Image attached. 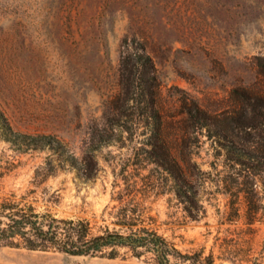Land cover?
Masks as SVG:
<instances>
[{"label":"rangeland","instance_id":"rangeland-1","mask_svg":"<svg viewBox=\"0 0 264 264\" xmlns=\"http://www.w3.org/2000/svg\"><path fill=\"white\" fill-rule=\"evenodd\" d=\"M133 35L157 68L162 135L183 181L151 161L152 128L133 117L123 140L95 152L90 181L60 166L48 147L7 140L0 124L2 189H36L39 210L101 224L104 208L117 203L111 197L133 185L147 191L158 231L181 251L264 264V122L241 129L249 114L237 93L264 92V0H0V109L16 132L50 134L78 157L89 154L96 128L118 132L107 127L105 109L119 91L121 44ZM191 107L211 114V124L191 117ZM250 201L262 207L253 224ZM227 243L237 250L226 251ZM119 254L0 247V264H155Z\"/></svg>","mask_w":264,"mask_h":264},{"label":"trees","instance_id":"trees-1","mask_svg":"<svg viewBox=\"0 0 264 264\" xmlns=\"http://www.w3.org/2000/svg\"><path fill=\"white\" fill-rule=\"evenodd\" d=\"M142 40V36L133 35L132 38H124L121 44L119 91L108 101L105 109L107 127L117 128L118 132H110L108 128H96L91 136V147L87 154L89 156L78 157L69 151L63 141L50 134L23 135L16 132L6 114L0 109V124L7 134V140L11 135L14 140L23 138L32 146L48 147L58 154L60 166L76 168L85 181H90L95 177L90 166V162L95 159V152L102 146L123 140L124 134L131 132L129 122L135 117L137 122L152 128L147 143L151 161L171 173L177 182H182L181 168L162 135L157 68ZM258 65L264 76V62ZM237 93L243 110L249 114L241 121V129L254 128L264 122V92L237 90ZM187 112L191 117L202 118L204 124L212 122V115L197 107L187 108ZM240 114L244 115L243 112ZM235 162L245 165L241 159ZM246 167V173L254 175L253 172L249 173V167ZM39 176L38 173L35 174V184L39 183ZM45 176L47 174H44L42 179ZM35 193L36 189H29L20 195L15 191L5 192L0 185V247H25L70 256L109 259L117 258L120 250L125 249L132 256L151 260L155 264H263L255 257L224 263L217 262L212 252L205 255L203 250L181 251L158 231L157 218L147 200V191L133 185L119 190L116 196L111 197V200H116L117 203L104 208L101 224L95 219L59 217L50 210H39L31 199ZM177 195H185L181 186L177 188ZM261 208L257 201H250L246 211V223L256 222ZM105 216L108 219H105ZM236 250L235 245L226 244V251L232 253Z\"/></svg>","mask_w":264,"mask_h":264}]
</instances>
